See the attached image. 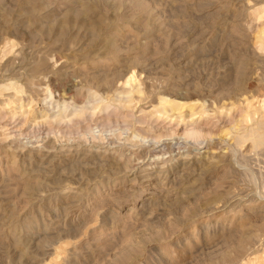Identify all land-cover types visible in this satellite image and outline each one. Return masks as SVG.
<instances>
[{
	"label": "rangeland",
	"instance_id": "rangeland-1",
	"mask_svg": "<svg viewBox=\"0 0 264 264\" xmlns=\"http://www.w3.org/2000/svg\"><path fill=\"white\" fill-rule=\"evenodd\" d=\"M262 31L264 0H0V264H264Z\"/></svg>",
	"mask_w": 264,
	"mask_h": 264
},
{
	"label": "bare ground",
	"instance_id": "bare-ground-1",
	"mask_svg": "<svg viewBox=\"0 0 264 264\" xmlns=\"http://www.w3.org/2000/svg\"><path fill=\"white\" fill-rule=\"evenodd\" d=\"M262 34H264V31H262ZM165 104H167V103H165ZM207 135H209V133L204 132L201 129H199L198 127H195V126L194 127H191L190 129H188V130H186V131L183 132V136H185L186 138L194 139V140L202 139V138H204Z\"/></svg>",
	"mask_w": 264,
	"mask_h": 264
}]
</instances>
